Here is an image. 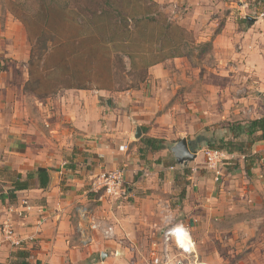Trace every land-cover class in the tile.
Instances as JSON below:
<instances>
[{
	"label": "rangeland",
	"instance_id": "rangeland-1",
	"mask_svg": "<svg viewBox=\"0 0 264 264\" xmlns=\"http://www.w3.org/2000/svg\"><path fill=\"white\" fill-rule=\"evenodd\" d=\"M91 1L0 0V70L11 66V61L16 63L14 69L17 70L21 68L22 62L26 63L29 71L27 90L42 97L46 84H55L60 78L63 80L60 76L70 79L73 71L79 70L91 78L89 71L92 70L91 65L95 64L94 59L76 56L75 50L70 47L72 44L68 42L63 48L62 45L56 46L58 41H64L63 36L69 37L74 31V24L71 23L73 17L64 14L65 9L76 10L78 4L88 6ZM150 2L154 3L153 11H159L169 22L186 31L185 36L191 42L190 49H195L192 40L196 44L207 43L204 38L210 35L205 37L202 34L210 24L202 22L201 15H198L197 20L194 11L191 17L198 24L195 25L194 21L193 28L187 26L191 7L194 8L188 0ZM49 5L53 11H48ZM249 8L245 13L255 21L250 20V25L245 23L242 28L254 26L253 32L250 39L242 37L235 55L245 59L244 63L252 65V68H245L251 78L245 80L241 77L235 85L238 95H246L251 99L249 108L253 109V117L256 118L258 114L255 111H261V104H257L255 97L261 91L264 93V21L257 18L264 9V2H252ZM220 11L227 13L224 7ZM253 38L258 39L257 44L255 40L252 41ZM202 52L200 46L190 57L162 62L169 63L165 68L166 77L171 79L168 85L154 87L149 70L147 82L141 84L139 89H131L130 86L138 85V77L129 74L126 60L127 70H124L122 66L117 67L119 60L113 59L110 66L99 68L101 73H97L95 79L93 77L95 83L90 89L83 90L95 94L106 93L103 96L104 104L108 97H119L131 91H139L141 101L146 98L155 99L157 103L162 101V105L157 108L162 111L158 112L159 115L172 111L177 134L188 141L191 152L199 158L198 161L187 162L193 168L182 165L179 169L175 168V180L168 187L161 181L157 188L139 194L142 198L139 202L129 193L123 199L105 197L101 201L98 197L87 200L84 206L97 215L94 220L99 221L96 223L101 229H105L104 225L115 229L112 239H106L101 230H93L102 235L95 233L96 240L92 246L107 253V257L102 260L100 254H96L90 264H177L179 261L186 264H264V161L256 158V164L251 165V158L245 160V156L240 154L229 155L223 165L225 174L217 183L204 165V152L210 150L209 144L221 147L223 141L232 138L229 133L231 125L247 121L220 119L219 112L222 110L214 94V87L220 81L215 72L210 70L213 69L215 54L212 49L205 54ZM224 55L228 56L229 53ZM57 66L63 67V73L66 74L57 72L60 76L53 75L51 79L47 75L56 73L50 69ZM254 78H258L259 82ZM53 90L56 91L54 94L69 91L63 88ZM154 91L164 96L157 98L155 93L152 94ZM243 106L246 111L250 110L245 104ZM173 142L166 147L177 143ZM174 161V166L180 165L176 159ZM247 168H250L249 172ZM195 170L198 179H191L193 176L190 175ZM129 187L131 184H126L128 191ZM115 206H118L116 209H120L119 206L124 209L122 214L128 220L126 223L107 216L115 210ZM177 226L186 228L195 243V254L189 259L181 255L172 238L167 239L166 233Z\"/></svg>",
	"mask_w": 264,
	"mask_h": 264
},
{
	"label": "crops",
	"instance_id": "crops-1",
	"mask_svg": "<svg viewBox=\"0 0 264 264\" xmlns=\"http://www.w3.org/2000/svg\"><path fill=\"white\" fill-rule=\"evenodd\" d=\"M255 1L264 2L188 0L194 8L191 7L187 26L193 28L198 24L195 21L198 15L202 22L210 24L202 35H210L204 42H211L216 58L210 70L220 81L214 87V94L222 110L219 112L221 120L249 122L264 116L263 91L255 97L257 104H261V111L256 109L255 118L253 109L249 108L251 99L238 95L235 85L241 77L251 78L246 69L252 65L244 63L245 59L235 53L242 37L251 38L254 26L242 27L245 23L249 26L250 20L255 21L245 13ZM223 7L225 14L220 11ZM211 10L215 12L210 13ZM194 11L195 25L191 17ZM253 40L257 44L258 39ZM11 63L0 70V190H4L0 192V264H9L13 254L23 248L30 251L32 264H90L96 254H103L98 247L92 246L95 233L102 235L91 228V223L99 222L94 220L97 215L84 206L89 199L99 197L102 201L107 197L98 190V177L124 168L126 184H131L129 194L139 202L142 200L139 194L157 188L161 181L168 187L175 180L173 171L181 165H173L175 157L169 148L183 136L180 137L174 128L172 111L159 115L162 111L157 108L163 102L149 98L141 101L139 91L108 97L104 100L106 104L103 103L106 93L83 90L59 92L45 99L27 90L28 65L22 62L17 70L14 69L16 63ZM168 64L165 62L150 69L154 87L168 85L171 81L166 77ZM257 79L254 78L259 82ZM154 93L157 98L164 96ZM244 104L249 111L244 109ZM138 128L141 129L139 139L135 137ZM148 138L162 140L164 148L158 152H144V141ZM172 142L175 144L166 147ZM252 155L264 161V140L253 146ZM185 166L193 168L181 167ZM40 168L48 171V187L41 188L35 177L30 188L18 192L17 199L10 203L8 195L13 182L35 174ZM222 173L223 178L225 173ZM190 176L198 179L199 175L195 170ZM116 208L118 206L107 216L126 223L124 209ZM5 223L13 227L20 246H15L5 236Z\"/></svg>",
	"mask_w": 264,
	"mask_h": 264
},
{
	"label": "trees",
	"instance_id": "trees-1",
	"mask_svg": "<svg viewBox=\"0 0 264 264\" xmlns=\"http://www.w3.org/2000/svg\"><path fill=\"white\" fill-rule=\"evenodd\" d=\"M50 7L47 6L48 11H53L49 9ZM154 7L150 0H92L88 6L78 4L76 10L68 11L66 8L64 14L73 17L71 23L74 24V31L69 37L63 36L66 43L63 40L58 41L56 46L62 45L63 48L68 42L72 44L70 47L75 50L73 52L76 56L92 58L95 64L91 65L92 70L89 71L91 78L85 76L83 71L76 70L72 73V79L70 78L72 81L59 75L66 74L63 73V67H51L50 70L56 73H49L47 76L52 79L53 75H57L63 80L60 78L55 84L47 83L46 86L44 83V97L53 96L56 92L53 89L58 88L89 90L95 83V77L101 73L99 68L110 66L113 59L119 60L117 63L120 66L117 67L122 66L124 70H127L125 65L126 61L128 62L129 74L138 77L139 81L137 86L132 85L129 88L139 89L141 84L147 82L152 67L169 59L190 57L200 46L203 48V54L212 49L210 42L196 44L194 40L192 44L195 45V49L194 47V50L190 49L191 42L185 36L186 31L169 22L159 11H153ZM84 16H87L86 20ZM64 64L65 62L63 66ZM229 133L231 139L223 141L218 148L209 144L210 149L225 151L229 155H243L245 160L251 158V165H255L257 160L252 155V148L258 141L264 140V116L246 123L231 125ZM144 146V152H158L164 148L162 140L151 138L144 141ZM249 171L250 168H247V172ZM189 172L188 170L187 173ZM35 177L38 178L41 188L48 187L50 183L48 171L40 168L35 174H29L25 179L19 178L20 180L13 182L8 195L9 202L13 203L17 199L18 192L29 189L30 182ZM31 258L30 251L18 249L9 264H32Z\"/></svg>",
	"mask_w": 264,
	"mask_h": 264
},
{
	"label": "built area",
	"instance_id": "built-area-1",
	"mask_svg": "<svg viewBox=\"0 0 264 264\" xmlns=\"http://www.w3.org/2000/svg\"><path fill=\"white\" fill-rule=\"evenodd\" d=\"M264 21V10H262L258 17ZM205 156V166L206 170H208L214 177V181L220 182L222 179L223 165L224 161L228 158L229 154L225 151L221 150H206L204 152ZM126 170L124 168L116 169L114 171L103 173L98 177V190L103 192L104 196L113 197L116 199H123L127 196L129 191L126 188V180H125ZM24 213V212H23ZM19 215V214H18ZM22 213H20V216ZM93 230H101V233L105 236L106 239H112L115 236V229L112 226L106 227L105 229H101L100 225L93 222L91 223ZM177 227L166 233L167 239L172 238L176 247L181 251V255H185L188 257L195 254V243L193 242L190 233L186 228L187 233V242L183 246L178 241L176 236L174 235V231ZM3 232L5 236L12 241L15 246H20L21 243L15 237V231L11 224L5 223L3 227ZM187 259V258H186ZM177 264H186L183 261H179Z\"/></svg>",
	"mask_w": 264,
	"mask_h": 264
},
{
	"label": "water",
	"instance_id": "water-1",
	"mask_svg": "<svg viewBox=\"0 0 264 264\" xmlns=\"http://www.w3.org/2000/svg\"><path fill=\"white\" fill-rule=\"evenodd\" d=\"M137 139L141 137V129H137V134L135 135ZM171 152L175 159L180 165H187V162L195 160L197 155L193 154L189 148V143L186 139H180L174 147L171 148ZM107 253L101 255L102 260H105Z\"/></svg>",
	"mask_w": 264,
	"mask_h": 264
},
{
	"label": "clouds",
	"instance_id": "clouds-1",
	"mask_svg": "<svg viewBox=\"0 0 264 264\" xmlns=\"http://www.w3.org/2000/svg\"><path fill=\"white\" fill-rule=\"evenodd\" d=\"M174 235L178 239V241L183 246L187 242V233L186 230L182 226H177V228L174 231Z\"/></svg>",
	"mask_w": 264,
	"mask_h": 264
}]
</instances>
